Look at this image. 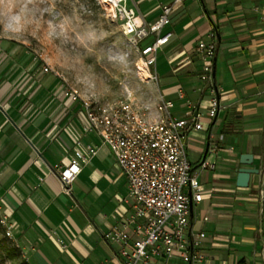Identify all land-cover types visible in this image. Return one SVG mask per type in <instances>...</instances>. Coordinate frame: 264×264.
<instances>
[{
    "label": "crops",
    "instance_id": "0c3cea01",
    "mask_svg": "<svg viewBox=\"0 0 264 264\" xmlns=\"http://www.w3.org/2000/svg\"><path fill=\"white\" fill-rule=\"evenodd\" d=\"M170 2L126 4L135 11L137 24L149 25ZM263 18L264 0H185L173 6L161 32L171 36L157 50L161 100L173 102L171 117L193 118L201 125L185 133L186 156L201 189V200L192 202L190 228L205 233L202 251L211 264L262 263L264 215L256 192L264 183L259 167L264 152ZM210 31L222 107L215 119L208 114L212 95L199 77L203 60L196 50L200 41L209 40ZM152 35L150 44L156 39ZM84 126L80 102L61 94L45 97L43 79L23 85L0 79V209L12 222L16 247L31 264L117 262L119 246L103 234L128 218L127 180L108 148ZM83 145L97 146V153L66 194L58 170ZM245 153L253 155L252 166L259 172L250 175L247 188H238L236 170ZM115 198L118 206L113 207ZM200 204L202 214L195 209ZM126 233L134 239L132 225ZM173 263L184 264L180 259Z\"/></svg>",
    "mask_w": 264,
    "mask_h": 264
},
{
    "label": "built area",
    "instance_id": "2783aa9c",
    "mask_svg": "<svg viewBox=\"0 0 264 264\" xmlns=\"http://www.w3.org/2000/svg\"><path fill=\"white\" fill-rule=\"evenodd\" d=\"M101 1L112 10L123 33L135 44L149 34L156 35L152 44L138 48L143 64L149 70V66L155 64L158 48L171 36L170 33L161 35V32L169 23L173 6L185 0H171L163 5L159 17L149 25L137 24L135 11L127 6V0ZM208 37V41L197 44L196 50L203 60L199 77L209 85L212 95L208 114L215 119L222 107L212 77L216 50L214 32L210 31ZM63 95L72 102H80L85 118L84 130L98 136L127 180L124 203L130 210L128 218L119 227L103 234L105 240L119 246L116 264H175L174 259H180L184 264H211L202 251L205 233L193 232L190 228V203L201 200V189L186 156L185 133L191 128L199 130L201 125L193 118L171 117L170 109L174 106L171 101L160 100L157 105L159 117L148 120L125 99H119L114 112H107L104 104L85 102L73 91L67 90ZM219 138L222 140V136ZM82 147L83 151L76 150L69 162L58 170L66 194H70V185L83 165L97 153L95 145ZM201 166L205 168L206 162ZM256 195L264 215V183ZM130 225L134 232L132 240L126 233ZM0 226L4 235L13 239L12 222L1 209ZM261 252V264H264V229Z\"/></svg>",
    "mask_w": 264,
    "mask_h": 264
},
{
    "label": "clouds",
    "instance_id": "9594fccd",
    "mask_svg": "<svg viewBox=\"0 0 264 264\" xmlns=\"http://www.w3.org/2000/svg\"><path fill=\"white\" fill-rule=\"evenodd\" d=\"M92 17V10L78 0L70 12L58 0H0V39L36 41L81 99L104 101L105 111L114 112L120 103L115 86L121 81L113 77L130 76L132 61L127 52L102 46L109 32ZM134 100L133 91L129 102Z\"/></svg>",
    "mask_w": 264,
    "mask_h": 264
},
{
    "label": "rangeland",
    "instance_id": "374dc122",
    "mask_svg": "<svg viewBox=\"0 0 264 264\" xmlns=\"http://www.w3.org/2000/svg\"><path fill=\"white\" fill-rule=\"evenodd\" d=\"M78 2L89 7L93 12L92 19L103 24L104 29L109 32V37L103 42L102 46L106 49L111 48L127 52L132 61L130 76L127 78L113 77V80L121 81V84L115 86L118 99H125V94H127V101H130L134 91L135 100L131 104L146 119H157L159 117L157 105L161 97L156 86L155 64L150 65L149 70H147L150 74L149 78L143 77L139 72V65L143 63V60L138 48L150 44L153 40V35H148L141 42L135 44L130 37L123 33L120 21L114 17L112 10L101 0H78ZM73 3H77V0H58V6L65 12L71 11ZM1 65H3V70H0V79H13V81L21 85L27 80L38 81L43 79V94L45 97L63 95L67 90L77 94L71 81L53 66L47 53L36 41L17 42L15 40L0 39ZM4 68H7V70H4ZM79 98L81 99L80 96ZM92 103L105 104L104 101ZM171 111L172 109H170V113ZM206 118H208V115H206ZM259 161V167L264 176V152L259 155ZM112 202L113 207L118 206V198L113 199ZM195 207L199 214L204 213L201 209V204ZM0 229V264H31L26 260L22 251L16 247L15 241L4 235V230L1 226Z\"/></svg>",
    "mask_w": 264,
    "mask_h": 264
},
{
    "label": "water",
    "instance_id": "95a60500",
    "mask_svg": "<svg viewBox=\"0 0 264 264\" xmlns=\"http://www.w3.org/2000/svg\"><path fill=\"white\" fill-rule=\"evenodd\" d=\"M212 77L214 81V68L212 72ZM214 86L216 88V84L214 81ZM239 163L242 165L236 171V181L235 184L238 188H247L249 183V178L251 174H257L259 170L252 166L253 163V155L252 154H241L239 158ZM192 214V204L190 203V217Z\"/></svg>",
    "mask_w": 264,
    "mask_h": 264
},
{
    "label": "bare ground",
    "instance_id": "6f19581e",
    "mask_svg": "<svg viewBox=\"0 0 264 264\" xmlns=\"http://www.w3.org/2000/svg\"><path fill=\"white\" fill-rule=\"evenodd\" d=\"M139 72L145 78H149L150 77V74L148 73V71H147V69H146V67L144 66L143 63L141 65H139Z\"/></svg>",
    "mask_w": 264,
    "mask_h": 264
},
{
    "label": "trees",
    "instance_id": "16d2710c",
    "mask_svg": "<svg viewBox=\"0 0 264 264\" xmlns=\"http://www.w3.org/2000/svg\"><path fill=\"white\" fill-rule=\"evenodd\" d=\"M0 231H1V229H0Z\"/></svg>",
    "mask_w": 264,
    "mask_h": 264
}]
</instances>
